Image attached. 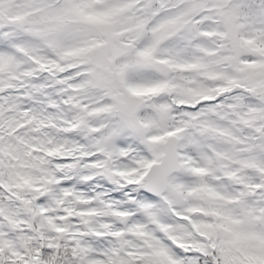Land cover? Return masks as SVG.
I'll return each instance as SVG.
<instances>
[{"label":"snow or ice","instance_id":"6c2138e0","mask_svg":"<svg viewBox=\"0 0 264 264\" xmlns=\"http://www.w3.org/2000/svg\"><path fill=\"white\" fill-rule=\"evenodd\" d=\"M0 264H264V0H0Z\"/></svg>","mask_w":264,"mask_h":264}]
</instances>
